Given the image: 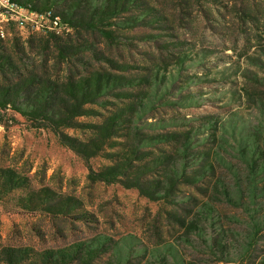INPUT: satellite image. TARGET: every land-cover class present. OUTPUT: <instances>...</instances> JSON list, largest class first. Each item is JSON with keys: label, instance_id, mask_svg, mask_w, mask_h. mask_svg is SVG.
<instances>
[{"label": "rangeland", "instance_id": "rangeland-1", "mask_svg": "<svg viewBox=\"0 0 264 264\" xmlns=\"http://www.w3.org/2000/svg\"><path fill=\"white\" fill-rule=\"evenodd\" d=\"M20 1L46 5L69 24L0 21V56L10 60L0 82L95 73L116 83L88 105L93 111L78 118V127L65 131L86 146L89 139L98 144L88 163L48 130L7 113L16 121L0 125V247L86 240L95 254L91 264H264V200L248 203L246 181L264 166L242 163L230 138L236 125L249 137L264 132V0ZM130 108L134 138L121 121L115 135L102 139L98 128L107 116L120 110L130 118L123 111ZM190 129L193 152H214V161L207 158L213 173L187 158L186 179L169 200L89 181V169L112 166L140 138ZM137 147L141 158L149 154L145 161L158 152ZM200 173L213 174L230 197L217 193L209 201L215 218L196 221L195 237L177 218L195 221V205L208 201L210 178L190 185Z\"/></svg>", "mask_w": 264, "mask_h": 264}, {"label": "trees", "instance_id": "trees-1", "mask_svg": "<svg viewBox=\"0 0 264 264\" xmlns=\"http://www.w3.org/2000/svg\"><path fill=\"white\" fill-rule=\"evenodd\" d=\"M14 1L39 12L50 9L46 5L38 8L34 4L24 3L20 0ZM62 18L60 19L61 23L69 24L65 18ZM81 23L87 26V22L81 21ZM103 34L106 36L108 32H103ZM9 61L6 56H0V73L4 74L8 71ZM111 81L116 83L115 80H110L107 75L95 73L91 74V77H87V75L77 78L66 76L63 80L49 77L41 78L35 74L20 77L15 81L11 78L5 79L0 82V125L7 127L15 123L14 116L10 115L8 118L6 116L9 111H13L21 116L31 128L45 129L51 132L61 146L69 148L88 163L91 158L96 157V150L100 149L98 144L89 139L86 146L65 131L78 127V118L87 116L93 111L88 108V105L99 103L98 99L101 93L109 88ZM123 111L131 114L130 118L121 114L120 110L117 113H111L107 116L106 122L98 128L102 139H109L115 135L116 125L121 121L131 125L125 129L133 131L132 138H134V133H137L132 128L137 122V118L132 116L135 110L130 108ZM148 126L151 127V125ZM191 129L181 133L165 132L145 139L140 138L137 143H133L134 149L130 151L126 149L112 166L98 171L89 169L88 179L94 183H120L125 187L136 189L140 196L150 201H167L175 193L174 190L178 189V186L182 185L183 180L186 179L183 172L186 170L184 162L187 158H190L194 165L213 173L212 165L209 162L214 161V152L210 149L205 155L204 152H193L194 142L192 141ZM232 130L233 136L231 135L230 138L236 145L235 154L240 157V161L247 166V163H250L251 170L256 167L258 160L264 166V132L249 137L244 133L243 128L239 129L238 125L234 126ZM211 136L215 141V134ZM161 143L167 145V150H159L162 149L159 148ZM137 146L141 148L151 147L158 152L152 154L150 160L145 161V157H149V154L143 153L141 158L140 148ZM202 157H205L203 163ZM207 158L210 159L209 162H207ZM141 161L144 162L141 167L132 166L133 163H140ZM141 170L143 172L139 173ZM208 178L210 180L206 183L210 190L207 192L209 199L208 201H199L195 205V208L200 211L199 215L195 213L192 216L195 221L191 219L186 223L185 217L177 218L178 224L184 230L188 231L193 227V230L190 231L195 237L200 232L199 229L196 231V221L215 218L209 201H212L217 193L224 200L230 197L228 188L221 184L219 179L213 180V174L206 176L204 173H200L198 176H193V178H189L190 185L196 189L195 185ZM246 181L251 186L248 203L254 207L257 199L264 200V170L261 171L260 177H256V174L251 175L250 178H246ZM201 195L204 196L202 192ZM252 222L254 223L252 228L256 227L257 223L254 219ZM94 256V250L90 244H87L86 240L74 243L65 242L60 247L51 246L41 249H34L28 245L0 247V264H91L90 261Z\"/></svg>", "mask_w": 264, "mask_h": 264}, {"label": "built area", "instance_id": "built-area-1", "mask_svg": "<svg viewBox=\"0 0 264 264\" xmlns=\"http://www.w3.org/2000/svg\"><path fill=\"white\" fill-rule=\"evenodd\" d=\"M36 20V25H41L43 21H51L55 25L61 23L58 16H53L49 11L39 12L30 9L28 6L20 5L14 0H0V21L17 22L19 24L27 23L30 20ZM40 22V23H39Z\"/></svg>", "mask_w": 264, "mask_h": 264}]
</instances>
